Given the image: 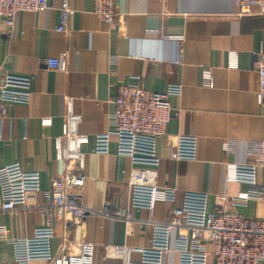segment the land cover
Listing matches in <instances>:
<instances>
[{
    "label": "crops",
    "instance_id": "1",
    "mask_svg": "<svg viewBox=\"0 0 264 264\" xmlns=\"http://www.w3.org/2000/svg\"><path fill=\"white\" fill-rule=\"evenodd\" d=\"M50 2L44 12L19 13L12 26L0 16V76L20 77L30 91L28 103H11L0 122V167L18 162L41 177V188L28 207L0 211V227H7L9 237H30L52 214L54 254L90 251L93 264H128L138 261L140 254L126 251L114 256L108 247L149 246L152 221L166 220L186 191L210 194L214 208V196L235 197L250 189L246 183L227 180V165L264 164V104L257 99L264 14L257 7L241 13L234 0H116L120 16L109 24L94 13V0H69L75 12L60 32L56 27L63 0ZM63 53L68 55L67 70L49 69L47 59ZM207 69L211 84L204 80ZM125 84L152 92L182 85L180 95L169 96L172 116L157 140L160 163L155 167L158 185L175 188L177 199L157 202L152 211L133 209L130 221L116 213L128 209L129 181L140 166L118 154L115 134L106 154L95 152L94 140L111 129L113 100ZM69 113L79 116L78 131L89 137L82 145L86 180L81 193L94 213L85 221L39 207L52 177L62 171L55 139L62 135ZM177 135L196 137L195 159L170 157ZM258 143L263 152L259 157L252 155ZM257 174L264 183L263 166ZM219 209L264 216V203L252 199L239 203L229 199ZM167 261L177 263L174 251ZM0 264H17L7 239L0 241Z\"/></svg>",
    "mask_w": 264,
    "mask_h": 264
},
{
    "label": "built area",
    "instance_id": "2",
    "mask_svg": "<svg viewBox=\"0 0 264 264\" xmlns=\"http://www.w3.org/2000/svg\"><path fill=\"white\" fill-rule=\"evenodd\" d=\"M241 13H250L257 7L264 14V0H234ZM51 7L50 0H0V16L7 25L12 26L16 16L22 12L41 13ZM60 20L57 31L66 30L69 18L75 10L69 0H63L59 8ZM94 13L100 20L114 24L119 18L116 0H94ZM181 40V36H170ZM67 53L47 59L51 70L66 71ZM211 71H204V80L211 84ZM182 85L170 84L166 92H152L138 84L121 85L114 98L115 110L110 114L111 129L95 136V152H109L111 134L118 142V154L127 156L139 168L133 170L129 181L130 199L125 212L118 211L116 216L125 220L132 219L133 209L153 210L157 202H174L177 191L172 187L159 186L158 172L155 167L160 163L157 154V140L165 133L172 116L170 95H180ZM30 99L27 82L12 75L0 76V122L9 112L11 103L26 104ZM257 99L264 104V52L259 56V89ZM44 119V123H51ZM79 116L69 113L68 122L62 135L55 139L56 158L62 162V171L52 177L51 188L44 191V201L39 207L44 211H54L60 217L85 221L94 211L82 197L81 189L85 184V153L82 145L89 137L79 133ZM253 152V151H252ZM197 154V139L190 135H177L170 149L172 159L192 160ZM262 144L254 148L252 155L262 156ZM264 164L255 161L227 165V180L246 183L250 189L235 197L218 195L213 197L215 207L210 206L212 197L206 192L186 191L181 204L167 214L163 221H152L153 231L147 247L111 245V255L123 256L126 251L138 252V261L128 264H170L169 252L177 255L175 264H264V216L257 218L241 213L228 214L219 207L232 199L236 203L249 200L264 203V183L258 181V168ZM41 188L38 171H25L18 162L0 167V211H16L28 207L33 193ZM7 227H0V241L7 239L15 249L17 264H31L45 261L47 264H93L90 251L79 253L54 254L52 239L55 235L52 214L45 223L34 229L26 238H11ZM85 244L82 242L81 246ZM91 246L92 244L89 243ZM212 259L213 261L211 262Z\"/></svg>",
    "mask_w": 264,
    "mask_h": 264
}]
</instances>
